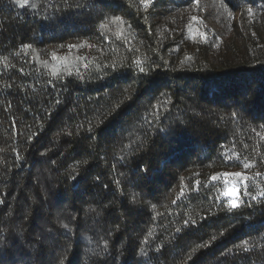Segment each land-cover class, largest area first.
<instances>
[{
    "label": "trees",
    "instance_id": "obj_1",
    "mask_svg": "<svg viewBox=\"0 0 264 264\" xmlns=\"http://www.w3.org/2000/svg\"><path fill=\"white\" fill-rule=\"evenodd\" d=\"M245 185L264 0H0V264H264Z\"/></svg>",
    "mask_w": 264,
    "mask_h": 264
},
{
    "label": "snow or ice",
    "instance_id": "obj_2",
    "mask_svg": "<svg viewBox=\"0 0 264 264\" xmlns=\"http://www.w3.org/2000/svg\"><path fill=\"white\" fill-rule=\"evenodd\" d=\"M14 2H15L16 4H18V5H20L21 7H23V6H25V5H28L29 2H30V0H14ZM193 2H194V3H198V0H193ZM31 7H32V8H36L37 5H36L35 3H31ZM249 11H251V10L249 9ZM119 19H120L119 17H116V20H119ZM193 19H195V18H193ZM100 27H101V28H104L105 25H104V24H101ZM25 47H27V45H26ZM135 62H136L137 64H139V61H135ZM141 71H143V68H141ZM243 167H244L245 169H247V168L249 167V164L245 163V164L243 165ZM234 175H235L236 177H241L244 181H247V180L249 179V177H247V176H242V174L239 173V172H238V173H235ZM256 175L259 176L260 174H259V173H256ZM216 178H217L216 176L211 177L212 180H216ZM238 194H239V190H238L237 188H235V187L228 189V190L226 191V193H225L226 196H236V195H238ZM244 194H245V195H251V198H252L253 200H256L258 197H264V192H257L256 194L253 195L251 192L248 191V185H245ZM239 203H240V202L237 201V200H232V201L230 202V207H231L232 209H235V208H237V207L239 206ZM186 223H187V222H186ZM64 227H67V225H65Z\"/></svg>",
    "mask_w": 264,
    "mask_h": 264
}]
</instances>
